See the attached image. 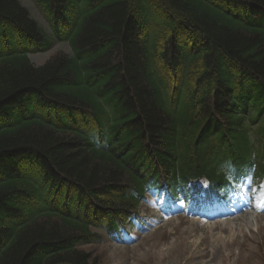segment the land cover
I'll return each instance as SVG.
<instances>
[{"label": "trees", "instance_id": "1", "mask_svg": "<svg viewBox=\"0 0 264 264\" xmlns=\"http://www.w3.org/2000/svg\"><path fill=\"white\" fill-rule=\"evenodd\" d=\"M38 3L50 31L0 0V264H102L83 246L160 167L264 159V0ZM56 40L72 53L31 60Z\"/></svg>", "mask_w": 264, "mask_h": 264}, {"label": "rangeland", "instance_id": "2", "mask_svg": "<svg viewBox=\"0 0 264 264\" xmlns=\"http://www.w3.org/2000/svg\"><path fill=\"white\" fill-rule=\"evenodd\" d=\"M21 1L49 31L38 0ZM60 51L72 52L67 42L57 40L51 50L30 57L39 65ZM141 217L144 228L137 223L122 242L106 237L84 248L102 256V264H264V213L256 209L198 221L183 215L165 219L160 209L142 205Z\"/></svg>", "mask_w": 264, "mask_h": 264}]
</instances>
